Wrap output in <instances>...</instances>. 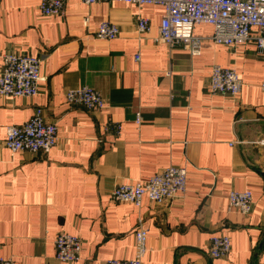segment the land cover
I'll use <instances>...</instances> for the list:
<instances>
[{
  "label": "crops",
  "instance_id": "crops-1",
  "mask_svg": "<svg viewBox=\"0 0 264 264\" xmlns=\"http://www.w3.org/2000/svg\"><path fill=\"white\" fill-rule=\"evenodd\" d=\"M40 2L0 0V70L4 53H28L42 60L44 78L34 97L0 96V258L66 264L55 248L65 231L84 244L75 264L131 259L142 221L143 264H264V56L255 42L215 44L214 27L200 24L194 33L204 40L194 55L157 41L162 5L70 0L50 17ZM139 16L150 19V31H139ZM105 21L119 26L116 38L96 36ZM213 65L238 72L237 96L209 91ZM85 85L102 94L104 109L67 102L69 90ZM37 108L58 126L57 145L48 154L12 153L8 127ZM170 165L187 169L184 198L146 196L140 206L112 199L118 184ZM233 190L252 192L251 214L229 210ZM221 234L232 250L213 258L210 240Z\"/></svg>",
  "mask_w": 264,
  "mask_h": 264
},
{
  "label": "built area",
  "instance_id": "built-area-1",
  "mask_svg": "<svg viewBox=\"0 0 264 264\" xmlns=\"http://www.w3.org/2000/svg\"><path fill=\"white\" fill-rule=\"evenodd\" d=\"M70 0H41L39 9L44 16L63 15ZM92 5L99 2H123L137 6L158 4L164 7L158 42L170 48L182 45L198 55L203 38L196 36L195 27L209 24L214 27L211 39L215 44L236 47L254 41L257 50L264 56V0H80ZM140 32L151 29L147 17L137 19ZM120 34L118 25L103 22L96 36L101 39H114ZM3 66L0 70V96L6 98L34 97L39 92V84L44 79L41 74L42 60L34 55L20 52H6L2 55ZM139 60V56H137ZM243 86L238 72L232 68L213 65L208 89L211 93L237 96ZM264 91V80L261 83ZM69 104L85 107L89 111H101L105 107L102 94L90 86H80L66 93ZM136 122L142 123L138 114ZM117 133L122 125L109 122ZM58 143V126L46 120L43 109L37 108L33 116L21 125L7 129L5 145L12 153L29 151L33 154H48ZM187 169L170 165L146 180L118 184L111 196L115 202H127L140 206L144 197L157 203H167L184 198L187 193ZM253 194L250 191L233 190L229 194V210H237L244 215L252 213ZM135 254L131 259H108L104 264H143L148 252V229L137 225L135 232ZM83 241L81 237L65 231L55 239L56 259L66 264L82 261ZM232 250V241L226 234L214 235L210 240L209 254L213 258L227 257ZM0 264H16L12 257L0 258Z\"/></svg>",
  "mask_w": 264,
  "mask_h": 264
}]
</instances>
